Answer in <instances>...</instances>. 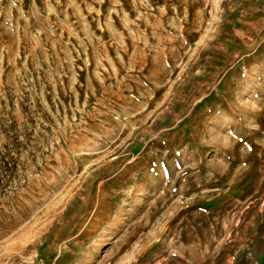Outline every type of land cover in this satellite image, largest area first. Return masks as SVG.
<instances>
[{
	"label": "rangeland",
	"instance_id": "374dc122",
	"mask_svg": "<svg viewBox=\"0 0 264 264\" xmlns=\"http://www.w3.org/2000/svg\"><path fill=\"white\" fill-rule=\"evenodd\" d=\"M0 264H264V0H0Z\"/></svg>",
	"mask_w": 264,
	"mask_h": 264
}]
</instances>
